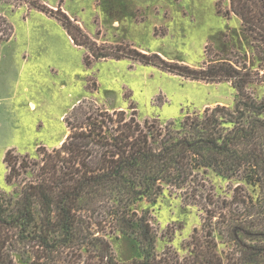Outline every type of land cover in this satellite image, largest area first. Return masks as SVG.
<instances>
[{
  "label": "trees",
  "instance_id": "1",
  "mask_svg": "<svg viewBox=\"0 0 264 264\" xmlns=\"http://www.w3.org/2000/svg\"><path fill=\"white\" fill-rule=\"evenodd\" d=\"M26 1L86 49L87 65L130 58L192 80L229 81L236 94L233 106H208L178 122L141 121L135 110L84 112L82 101L64 117L68 132L60 146L40 145L34 160L8 149L6 181L20 189L17 196L0 192V264H264V97L249 91L264 83V0H230L256 57L207 45L209 60L198 67L128 44L98 43L61 5ZM13 33L0 14V46ZM210 171L237 180L231 197L207 190ZM166 188L204 199L201 229L184 255L172 246L159 254L150 216L136 207ZM119 234L138 242L141 259L117 258L110 238Z\"/></svg>",
  "mask_w": 264,
  "mask_h": 264
},
{
  "label": "rangeland",
  "instance_id": "2",
  "mask_svg": "<svg viewBox=\"0 0 264 264\" xmlns=\"http://www.w3.org/2000/svg\"><path fill=\"white\" fill-rule=\"evenodd\" d=\"M41 1L61 5L98 43L128 44L191 67L209 60L207 45L217 51L227 44L233 56L239 49L243 58L256 57L240 17L230 11V0ZM0 14L14 27L13 36L0 46V192L17 196L20 189L19 182L6 181L5 152L13 148L34 160L40 158V145L49 150L60 146L68 132L64 117L82 101L84 112L135 110L141 121L161 122H178L208 106L234 105L236 91L226 80H192L130 58L87 65L86 49L75 45L55 18L26 0H0ZM249 91L264 97V83L250 84ZM235 183L213 171L205 181L217 198L231 197ZM203 205L204 199L192 192L166 188L156 201L142 200L136 207L150 216L156 251L162 254L172 246L184 255L194 229H201ZM110 241L121 262L142 258L132 236L119 234Z\"/></svg>",
  "mask_w": 264,
  "mask_h": 264
},
{
  "label": "crops",
  "instance_id": "3",
  "mask_svg": "<svg viewBox=\"0 0 264 264\" xmlns=\"http://www.w3.org/2000/svg\"><path fill=\"white\" fill-rule=\"evenodd\" d=\"M64 29V28H63Z\"/></svg>",
  "mask_w": 264,
  "mask_h": 264
}]
</instances>
